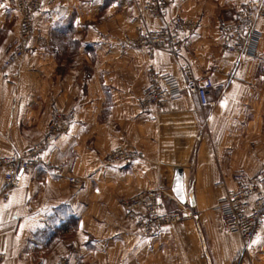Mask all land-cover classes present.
<instances>
[{"label":"crops","instance_id":"crops-1","mask_svg":"<svg viewBox=\"0 0 264 264\" xmlns=\"http://www.w3.org/2000/svg\"><path fill=\"white\" fill-rule=\"evenodd\" d=\"M145 1L44 0L33 53L15 69L17 86L0 74L1 155L25 152L40 140L53 110L73 112L67 131L44 151L43 164L19 177L6 202L0 199V264H264V223L245 252L213 211L235 188L233 174L253 175L264 166V19L256 23L261 38L249 59L226 54L220 35L247 0H169L163 19L143 15ZM175 16L195 25L179 56L122 45L136 28L154 30ZM69 22L77 48L49 50L59 40L50 42L51 30ZM0 28L6 29L2 62L4 45L18 30L8 0H0ZM183 65L194 77L211 80L208 104L199 107L193 96L180 95L160 113L142 111L146 71L170 74L182 86ZM114 147L140 157L127 166H106L103 157ZM177 168L192 207L171 194ZM149 190L160 192L167 212L191 217L151 238L139 236L119 201ZM60 205L77 218L76 232L49 251L33 252L29 241L46 231Z\"/></svg>","mask_w":264,"mask_h":264},{"label":"built area","instance_id":"built-area-1","mask_svg":"<svg viewBox=\"0 0 264 264\" xmlns=\"http://www.w3.org/2000/svg\"><path fill=\"white\" fill-rule=\"evenodd\" d=\"M18 21L16 35L4 45L5 58L0 62V74L5 82L16 87L19 81L18 63L33 53L30 44L37 13L44 0H8ZM169 0H146L141 13L148 17L163 19ZM264 19V3L252 0L244 2L234 13L232 20L220 28L221 44L224 52L236 57L252 59L256 56L261 35L256 29L257 21ZM195 25L188 19L173 17L157 29L136 28L131 37H126L122 45L142 49L148 54L157 50L168 51L179 56L185 36L193 31ZM10 71V73H9ZM183 85L170 74L158 73L152 69L146 71L139 106L144 112L153 110L160 113L176 97L193 96L199 107L208 104V93L214 88L207 76L194 77L188 65L181 66ZM73 120V112L62 113L53 110L44 136L22 153L0 154V179L4 189L0 199H9L8 190L14 187L19 177L43 164L46 148L64 134ZM140 154L126 147H114L103 157L106 166H127L138 159ZM235 188L226 190L213 207L221 221L224 231L239 237L245 252L253 249V244L264 223V166L257 173L248 175L238 172L232 175ZM68 182L74 183L69 178ZM124 218L130 221L143 238H151L167 226L191 217L188 213H169L161 201L157 190L142 191L119 201ZM1 258V256H0Z\"/></svg>","mask_w":264,"mask_h":264},{"label":"trees","instance_id":"trees-1","mask_svg":"<svg viewBox=\"0 0 264 264\" xmlns=\"http://www.w3.org/2000/svg\"><path fill=\"white\" fill-rule=\"evenodd\" d=\"M72 31L70 22L60 30L53 28L50 32V42L51 40L55 41L57 38L59 40L50 43L49 50L53 49L62 54H67V51L70 53L74 51L77 48V43L70 39ZM5 37L6 29L0 28V45ZM66 62H70V58ZM77 222V218L70 212L67 206H58L53 210V214L48 220L46 231L35 234L34 239L29 241V249L33 252L38 251L39 248L41 250L44 249V251H49L53 244L76 232ZM36 255L37 253H35Z\"/></svg>","mask_w":264,"mask_h":264},{"label":"water","instance_id":"water-1","mask_svg":"<svg viewBox=\"0 0 264 264\" xmlns=\"http://www.w3.org/2000/svg\"><path fill=\"white\" fill-rule=\"evenodd\" d=\"M170 191L173 198L179 205L188 204V206L190 207L193 206L192 199H186L184 195L182 184V171L179 168L174 170Z\"/></svg>","mask_w":264,"mask_h":264},{"label":"rangeland","instance_id":"rangeland-1","mask_svg":"<svg viewBox=\"0 0 264 264\" xmlns=\"http://www.w3.org/2000/svg\"><path fill=\"white\" fill-rule=\"evenodd\" d=\"M167 212V211H166Z\"/></svg>","mask_w":264,"mask_h":264}]
</instances>
